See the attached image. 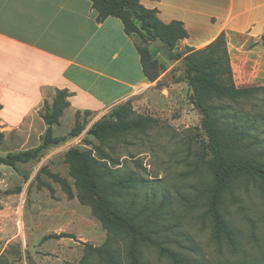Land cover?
<instances>
[{
	"label": "rangeland",
	"instance_id": "374dc122",
	"mask_svg": "<svg viewBox=\"0 0 264 264\" xmlns=\"http://www.w3.org/2000/svg\"><path fill=\"white\" fill-rule=\"evenodd\" d=\"M143 44L158 63L159 75L130 101L129 116L150 115L158 121L99 140L88 133L89 129L98 121L113 120L109 113L118 105L93 112L84 120L81 113L82 130L75 136L68 135L74 126V114L65 111L53 129V135H65V141L15 168L0 164V264H79L87 252L85 243L100 246L109 235L122 264H130L127 248L132 238L128 234L117 230L109 233L90 206L76 197L68 199L59 184L44 174L40 177L52 191L36 186L34 175L44 165L72 184L65 161L70 147L90 151L102 163L106 183L123 175L133 176L131 187L115 190L112 198L177 257L172 260L155 245L134 240L147 264L264 263L263 183L249 175L235 177L220 205L231 239L215 237L207 213L205 188L211 177L205 161L211 155L203 116L196 110L186 83L183 56H170L184 49L179 41L169 54L165 51L168 46L157 48L144 39L139 41L140 46ZM262 55L264 61V52ZM253 86L264 87V82L246 87ZM208 106L226 130L239 132L236 152L264 164V88L244 97H213ZM28 137V131L7 130L0 155L36 147L37 139ZM105 153L111 159L105 158ZM73 192L76 194L74 186ZM60 232L72 233L75 238L42 239ZM85 263L106 264V260L92 252Z\"/></svg>",
	"mask_w": 264,
	"mask_h": 264
},
{
	"label": "crops",
	"instance_id": "0c3cea01",
	"mask_svg": "<svg viewBox=\"0 0 264 264\" xmlns=\"http://www.w3.org/2000/svg\"><path fill=\"white\" fill-rule=\"evenodd\" d=\"M139 2L163 23H182L183 49H201L224 33L235 85L264 82V0ZM97 15L90 0H0L3 136L25 130L39 144L44 102L51 104L57 90L68 92L63 113L92 114L133 102L152 83L140 63V39L119 18Z\"/></svg>",
	"mask_w": 264,
	"mask_h": 264
},
{
	"label": "trees",
	"instance_id": "16d2710c",
	"mask_svg": "<svg viewBox=\"0 0 264 264\" xmlns=\"http://www.w3.org/2000/svg\"><path fill=\"white\" fill-rule=\"evenodd\" d=\"M90 1L92 7L98 13V20L108 16L117 17L122 21L126 33L134 34L140 40L144 39L152 43L156 39L167 42L169 45L165 48V51L168 54L179 40L187 36L181 22L176 20L168 23L161 22L156 15V11L144 7L139 0ZM137 50L145 77L151 82L154 81L159 75L158 63L153 59L151 51L145 44L142 46L138 44ZM170 56L171 58L183 56L185 79L192 90L193 102L199 104L208 115L203 125L207 136V150L211 155L205 161L211 177L205 188L207 213L212 220L215 237H226L230 240L231 230L220 213L222 196L230 188L235 177L239 175L256 177L264 185V164L253 158L241 156L236 152L239 132L232 129L226 130L220 123V119L210 110L208 101L213 97L237 98L249 96L256 89L264 87H237L235 85L224 33H220L201 49H184V51ZM67 96L68 92L66 90H57L51 104L47 101L44 102L41 118L46 124V129L40 136V143L33 148L7 153L4 156L0 155L1 165L15 168L18 163L24 164L34 161L42 150L66 140L65 135H53L52 126L59 123V118L68 106ZM131 112V102L127 100L111 110L109 117L113 120L98 121L92 125L88 133L102 140L116 132L140 130L158 121L157 118L150 115L130 117ZM89 115L90 111H84L83 120ZM81 130L80 112L76 111L74 126L68 135L75 136ZM2 140L3 133L0 132V143H2ZM105 158L111 159L106 153ZM65 161L68 164V174L72 178V184L66 177L57 172H52L44 165L34 175L36 186H45L49 191H52L51 185L40 177L41 174H44L51 182L59 184L68 199L76 197L81 204L90 206L92 214L109 233L117 230L128 234L132 238V242L127 248V257L130 264H147L141 259L134 240L147 245H155L172 260L177 258L173 252L153 239L150 233L139 226L118 205L116 199L112 198V193L115 190L131 187L134 182L132 175H123L116 181L106 183L102 163L96 160L90 151L81 150L77 147H70L65 152ZM73 186L76 189V194L73 192ZM62 237L75 238L72 233L60 232L46 234L42 239ZM84 246L87 252L79 264H86V259L92 252L104 256L106 264H122L118 254L110 244V235L100 246H93L88 243H85Z\"/></svg>",
	"mask_w": 264,
	"mask_h": 264
},
{
	"label": "water",
	"instance_id": "95a60500",
	"mask_svg": "<svg viewBox=\"0 0 264 264\" xmlns=\"http://www.w3.org/2000/svg\"><path fill=\"white\" fill-rule=\"evenodd\" d=\"M169 44L167 42H163L161 41V39H156L155 42L153 43V46L154 47H157V48H163V47H166L168 46ZM195 108L196 110L203 116V120H202V123L204 124V122L206 121L208 115L207 113L205 112V110L200 106V105H195Z\"/></svg>",
	"mask_w": 264,
	"mask_h": 264
}]
</instances>
